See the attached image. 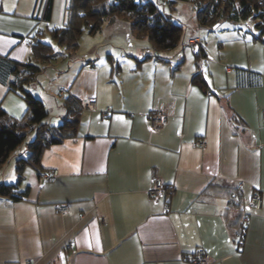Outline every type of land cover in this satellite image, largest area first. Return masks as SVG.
I'll list each match as a JSON object with an SVG mask.
<instances>
[{"label":"crops","instance_id":"1","mask_svg":"<svg viewBox=\"0 0 264 264\" xmlns=\"http://www.w3.org/2000/svg\"><path fill=\"white\" fill-rule=\"evenodd\" d=\"M4 10L0 0V106L19 118L25 104L7 84L15 64L31 60V53L25 37L13 31L15 13ZM119 23L107 34L131 36ZM218 31L210 43L186 38L200 39L207 57L196 62L187 46L183 69L184 45L137 66L134 60L149 46L147 54L156 53L137 44L120 55L126 58L121 64L142 69V78H95L81 74L82 64L61 82L63 99L92 98L95 109H83L76 137L43 153L40 170H57L55 181L42 183L27 167L20 185L27 197L0 198V264H193L188 257L197 249L210 264H264V44L233 27L210 32ZM197 72L206 88L192 81ZM29 85L37 90L38 76ZM63 99L55 101L59 116ZM155 110L166 112L168 123L150 131L147 115ZM23 152L1 169L0 183L16 181L14 162ZM155 180L172 189L168 200L149 198ZM212 185L238 189L247 214L241 246L236 228L227 225L237 211L212 193ZM255 192L261 207L247 210ZM62 203L64 216L56 210Z\"/></svg>","mask_w":264,"mask_h":264},{"label":"trees","instance_id":"2","mask_svg":"<svg viewBox=\"0 0 264 264\" xmlns=\"http://www.w3.org/2000/svg\"><path fill=\"white\" fill-rule=\"evenodd\" d=\"M178 1L192 3L200 26L214 31L223 22H227L233 24V28L237 31L250 34L252 40L264 44V0H167V4L170 5L171 10H174L172 5L174 6ZM51 3L52 0H47L43 14L45 21L50 20ZM65 12L64 23L49 31L51 42L43 41L37 36L30 38L31 60L15 64L11 72L13 78L7 84V92H12L23 100L25 111L21 117L16 118L8 115L0 106V169L7 163L15 149L22 145L24 152L15 159L16 181L0 183V198L15 201L25 199L28 190L20 189L25 179V169L29 167L36 170L40 177L43 173L40 170L43 153L64 140L76 137L78 133L83 111L81 100L66 96L62 101L64 114L60 117L59 124L49 125L44 122L48 113L42 100L26 88L28 84L37 80V76L55 58L57 51L53 49L52 42L66 49L71 57L77 50L79 38L83 33L95 35L102 29L103 24L125 20L129 23L131 35L136 39H147L156 52L145 57L161 60L162 57L158 53L171 51L181 43L183 25L174 23L170 14L164 13L149 0H112V2L67 0ZM240 23L245 24L244 29L241 25L237 27ZM40 34H43V30L38 29L35 35ZM192 49L196 62L207 57L206 48L201 40L200 45ZM182 62L181 60L177 63L175 71ZM192 81L200 87H207L201 72L195 73ZM231 121L237 122V118L232 116ZM165 186L167 189L170 188L169 185ZM211 191L215 195L226 197L227 208H234L237 211L235 217L228 218L227 225L236 228L237 244L241 246L247 214L239 203L237 187L212 185ZM195 252L196 250L188 257L191 263Z\"/></svg>","mask_w":264,"mask_h":264},{"label":"rangeland","instance_id":"3","mask_svg":"<svg viewBox=\"0 0 264 264\" xmlns=\"http://www.w3.org/2000/svg\"><path fill=\"white\" fill-rule=\"evenodd\" d=\"M107 1L112 2V0ZM149 1L154 2L156 6L164 13L170 14L174 23L183 25L181 43L179 44V46L184 45L183 48H185V50L183 53L186 55V58L182 65V69L185 68L189 62V49L186 46L187 37L196 35L204 43H207V41L208 43H210L214 37L221 34L220 32H222L218 31L212 33L209 31V28L200 26L196 20L195 8L192 3L188 1H178L174 6L172 5V7L175 8L174 10L170 9V5L167 4V0ZM46 3L47 0H3V9H5L4 11H8L10 13L14 12L16 16L14 18H17L19 22L18 26L13 28V31L25 37L26 43L28 45L30 44V38H34L35 36L43 41L51 42V39L49 38V31L54 27L61 26L66 19L65 9L67 6V0H52L50 20H42L41 14L44 12ZM117 21L120 22L118 25L119 27L129 28L128 21ZM109 25L110 24H103L102 30L97 32L95 35H88L86 33H83L79 38L78 48L71 57L68 55V51L66 49L60 48L52 42L53 49L57 51L56 56L46 66V68L44 69L45 72L38 75L40 85H35L37 86V90H34L36 88L33 89L30 85L26 87L32 92L34 96L39 97L42 100L48 113V116L44 121L45 123L54 126L59 124L61 116H59V109L55 101L59 104V102H61V100L63 99V96L59 95L57 90L59 89V87L65 88L61 84V82L65 81L66 78H71V76L75 72L77 73L82 64L86 66H83L85 70H82L81 74L83 72H88L89 74L91 73V75L94 74L93 77L95 78H142V69L138 70L136 68H133V66L129 67L127 65L121 64H125L124 61L126 60V58L124 56L120 57V55L122 53H128V49L130 47L137 46V44H144L149 46V41L147 39L132 38V35L131 37L130 35H125V33H118L117 35L110 36L107 34V28H109ZM240 25L244 29L245 24L240 23L239 25H237V27H239ZM233 26V24L223 22L219 26L218 30L231 28ZM38 29L43 30V34L35 35ZM148 48V51H144L139 59L134 58L135 65L138 66L139 64H142L139 61L143 60L145 58V55L151 52L150 46ZM92 50V57L91 59H88L87 55ZM110 52L114 57L113 63L110 60H107V57H109L108 54H110ZM86 61H90V63L86 64ZM119 66H122V69L118 68ZM43 82L44 84H42ZM36 91L39 93L41 92L40 95ZM21 148H23L22 145L15 149L10 159L1 169L7 166L9 161L17 155L18 150Z\"/></svg>","mask_w":264,"mask_h":264},{"label":"built area","instance_id":"4","mask_svg":"<svg viewBox=\"0 0 264 264\" xmlns=\"http://www.w3.org/2000/svg\"><path fill=\"white\" fill-rule=\"evenodd\" d=\"M199 45H200V40L198 38H190L186 41V46L197 47ZM65 92H66L65 88L59 87L58 89L59 94H64ZM80 105L82 109L94 110L95 100L92 98L81 100ZM109 113H110V109L105 110L104 112L101 113V118L105 119ZM168 118H169V115L162 110H155L151 112L149 115H147V122H148L149 130L157 131L159 129H162L164 126L167 125ZM194 145L196 147L203 148L204 142L196 141ZM57 175H58V171L52 170L50 172H43L40 175L39 179L42 183L53 182L55 181ZM147 193H148L149 198L152 200H157L162 197L167 199L171 196L172 189L171 188L167 189L165 185L155 180L151 188H149ZM261 204H262L261 195L258 192L252 193L247 201V209L248 210H258L260 209ZM56 210L59 215L64 216L67 213V205L64 203L58 204L56 206ZM191 261L195 264H210L211 263L207 254H205V252L202 249L196 250V252L192 256Z\"/></svg>","mask_w":264,"mask_h":264}]
</instances>
